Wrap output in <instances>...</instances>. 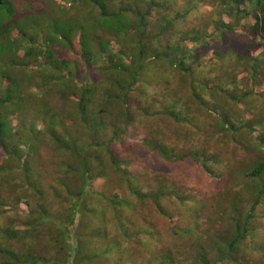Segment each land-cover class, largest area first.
Listing matches in <instances>:
<instances>
[{"label": "trees", "instance_id": "16d2710c", "mask_svg": "<svg viewBox=\"0 0 264 264\" xmlns=\"http://www.w3.org/2000/svg\"><path fill=\"white\" fill-rule=\"evenodd\" d=\"M65 7L81 28L55 41L15 34L31 13L0 0V264H264V0ZM157 118L230 144L231 157L167 144ZM187 165L218 184L208 213L176 181ZM106 207L123 240L84 229ZM179 239L187 258L170 247ZM151 242L154 261L134 262Z\"/></svg>", "mask_w": 264, "mask_h": 264}, {"label": "rangeland", "instance_id": "374dc122", "mask_svg": "<svg viewBox=\"0 0 264 264\" xmlns=\"http://www.w3.org/2000/svg\"><path fill=\"white\" fill-rule=\"evenodd\" d=\"M11 2L14 4L16 10L18 13L24 14V13H31L29 16H24L21 19H18L17 21H14L13 24H15V31L16 34L17 31H19L20 35L21 33H28L30 36H42L49 38V40L54 39L57 41V37L62 35V31H64L65 25L68 23L77 24L76 31H78L81 28V21L80 17L71 18L69 22H63V18L60 16L64 13V10L66 9L65 5L69 3V0H11ZM110 9H117V5L114 3H110ZM83 12H89L92 11V14L94 16H97L99 14L98 9H93L89 5L81 6L80 8ZM207 11V9H206ZM2 19L4 18L1 16ZM74 32V34L76 33ZM52 38V39H51ZM100 64V63H99ZM18 71V70H17ZM20 72V71H19ZM16 73L17 75H21V73ZM240 76L237 78V84L240 85L241 88L245 86L244 79ZM25 80H40V78L34 76L33 78H26ZM170 80V78H169ZM178 80V79H177ZM180 82V81H178ZM176 86L178 87H184V83H176ZM42 93H38L40 96ZM2 95V90L0 89V96ZM263 99H259L256 103L257 109H260L263 113L264 110L262 109L264 106L263 103H261ZM263 104V105H262ZM15 112V111H14ZM17 114L16 117H19V115L22 117H25L26 120H29L32 116L31 110L23 111L22 113L15 112ZM204 118H207V116L204 115ZM12 121V119H10ZM144 123L142 117L140 119L138 118V122ZM139 122V124H140ZM149 126L152 128H158L165 136H163V140L167 144L175 145V146H181V147H204L208 148L210 151L215 152L216 154H220L224 159H228L231 157V152L229 145L223 144L222 141L213 139L211 140L208 138V133L205 131H197L195 127L192 129L190 128H183L178 127L174 124H171L170 121L163 119V118H157L151 120L149 123ZM150 127V128H151ZM143 133V130L134 133V135L131 133V137H139ZM133 137V138H134ZM162 137V136H160ZM231 147V146H230ZM246 152H237L240 159L244 158ZM237 156V155H236ZM233 164H236L235 161ZM182 172H178V176L176 178V181L179 185H181V192L183 194L194 196L195 200L199 198L200 200L207 201L206 206V212L208 213L211 210V205H213L216 200L219 198L218 193V184L216 182H209L208 180H205L198 174H196L195 170L189 165H187ZM186 170V171H185ZM185 171V172H184ZM203 195V196H202ZM94 203H100L97 200H94ZM201 206V202L196 201V206ZM169 209L173 210L174 206L169 205ZM145 210V209H144ZM140 212L137 215L136 219H140V217L146 213L148 215L154 214V211L146 212L144 211ZM260 212V211H259ZM1 213V212H0ZM97 216H95V220H91L92 223L88 227H85L84 229L91 228L94 226H103L104 228H107L110 236L112 239H122L119 228L115 224V222L112 219V211L110 208L106 207L105 213H101L99 211H96ZM3 221V217L0 215V222ZM160 222V220L155 221L157 224ZM123 240V239H122ZM151 248L149 250L144 249L141 250L140 254V260L134 259L136 261H141L143 257H145L146 260H152L154 261V258L151 257V254L156 250L157 246L153 244V242L150 243ZM165 244V243H164ZM42 254H45L44 250L46 249L40 244H38ZM170 247L174 250L175 254L178 257L181 258H187L186 251L188 247V241L179 239V241H173L170 245ZM161 249V245H160ZM47 253V251H46ZM116 260V256H111L108 259H105L103 263L101 264H113ZM189 260H185L184 263L188 264Z\"/></svg>", "mask_w": 264, "mask_h": 264}]
</instances>
